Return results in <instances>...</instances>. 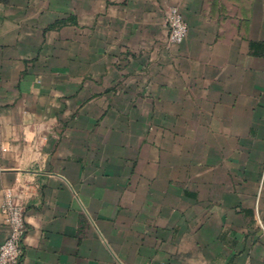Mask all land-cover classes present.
Wrapping results in <instances>:
<instances>
[{"label": "crops", "instance_id": "obj_1", "mask_svg": "<svg viewBox=\"0 0 264 264\" xmlns=\"http://www.w3.org/2000/svg\"><path fill=\"white\" fill-rule=\"evenodd\" d=\"M8 190L22 264H264V0H0Z\"/></svg>", "mask_w": 264, "mask_h": 264}, {"label": "built area", "instance_id": "obj_2", "mask_svg": "<svg viewBox=\"0 0 264 264\" xmlns=\"http://www.w3.org/2000/svg\"><path fill=\"white\" fill-rule=\"evenodd\" d=\"M168 40L181 44L188 36V24L180 10L173 7L168 12ZM8 236L0 246V264H22L24 242L28 234L25 206L13 190H8L3 208Z\"/></svg>", "mask_w": 264, "mask_h": 264}]
</instances>
